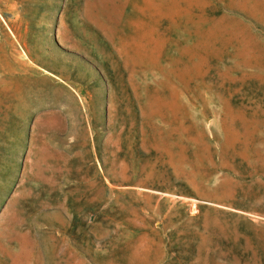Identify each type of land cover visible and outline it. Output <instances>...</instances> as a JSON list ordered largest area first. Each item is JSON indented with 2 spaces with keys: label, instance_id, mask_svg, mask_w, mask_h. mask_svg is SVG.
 Returning <instances> with one entry per match:
<instances>
[{
  "label": "rangeland",
  "instance_id": "1",
  "mask_svg": "<svg viewBox=\"0 0 264 264\" xmlns=\"http://www.w3.org/2000/svg\"><path fill=\"white\" fill-rule=\"evenodd\" d=\"M0 264H264V0H0Z\"/></svg>",
  "mask_w": 264,
  "mask_h": 264
},
{
  "label": "bare ground",
  "instance_id": "2",
  "mask_svg": "<svg viewBox=\"0 0 264 264\" xmlns=\"http://www.w3.org/2000/svg\"><path fill=\"white\" fill-rule=\"evenodd\" d=\"M10 32H11V30H10ZM11 34H12L13 39L17 42V44L19 45V47H20V49H21L20 57H21L22 59H25V60H27V61H30V58H29L28 53L26 52V50L23 48V46H22V45L20 44V42H19V36H17L14 32H11ZM32 63H33V62H32ZM41 68H42V67H41ZM43 71H44V72H47V73H49V74H51V75H53V76H55V77H57V78H59L58 76H56L55 74L50 73V72L47 71L46 69H43Z\"/></svg>",
  "mask_w": 264,
  "mask_h": 264
}]
</instances>
